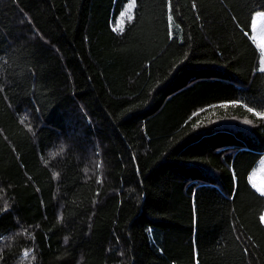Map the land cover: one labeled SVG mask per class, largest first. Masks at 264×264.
Masks as SVG:
<instances>
[{
    "label": "trees",
    "instance_id": "1",
    "mask_svg": "<svg viewBox=\"0 0 264 264\" xmlns=\"http://www.w3.org/2000/svg\"><path fill=\"white\" fill-rule=\"evenodd\" d=\"M129 2L0 0V264H264V0Z\"/></svg>",
    "mask_w": 264,
    "mask_h": 264
},
{
    "label": "clouds",
    "instance_id": "2",
    "mask_svg": "<svg viewBox=\"0 0 264 264\" xmlns=\"http://www.w3.org/2000/svg\"><path fill=\"white\" fill-rule=\"evenodd\" d=\"M261 48L264 49V40L261 42ZM262 62H264V55H262ZM264 68V66H262ZM30 117L25 113L21 117V124H24L28 131L32 132L33 129L31 127H28V124L30 122ZM67 151V145L61 144L60 147L55 149H50L47 157H42V159L45 161V166H47V163H49L51 160L56 159L57 157H60L62 154H64ZM103 160L97 159L94 162V167L90 168L87 165L84 166L81 171L84 174L85 181L92 179L93 175H96L98 172L102 171L103 169ZM91 173V175H90ZM59 172H56L53 174L54 179H59ZM256 176L255 182L253 181V176ZM249 182L252 184L253 187L258 188V190L261 191V194L264 195V165H258L257 167L253 168V170L249 173ZM11 187V186H9ZM127 193L130 198L134 199V202L139 206L143 200H144V194L137 192L135 186H129L127 189ZM12 207V199L8 197V189L4 187H0V214L6 213L10 208ZM57 224H62L64 222V216L63 214H58ZM17 235L30 237L31 234L27 231V229H21ZM70 236L65 235L63 237L65 244L70 240ZM16 236H9V237H3L0 236V254H3L5 247H11L12 243L15 241ZM7 243H4V242ZM121 257L124 256V252L120 251L118 253ZM83 258L77 262V264H82ZM37 262V255H36V249L33 248H24L21 251V254L19 258L16 260L15 264H36Z\"/></svg>",
    "mask_w": 264,
    "mask_h": 264
},
{
    "label": "rangeland",
    "instance_id": "3",
    "mask_svg": "<svg viewBox=\"0 0 264 264\" xmlns=\"http://www.w3.org/2000/svg\"><path fill=\"white\" fill-rule=\"evenodd\" d=\"M260 13H264V12H260ZM253 30H254V39L258 45V48L260 47L261 49V56L264 55V50H262L261 48V42L262 40H264V16H262L261 18H257L256 14L253 20ZM261 65L264 66V62H262L261 59ZM258 165H264V156L263 159H261L260 162L257 163V165L255 167H257ZM258 190V188H256ZM260 192V190H258ZM263 220H264V215H263Z\"/></svg>",
    "mask_w": 264,
    "mask_h": 264
},
{
    "label": "snow or ice",
    "instance_id": "4",
    "mask_svg": "<svg viewBox=\"0 0 264 264\" xmlns=\"http://www.w3.org/2000/svg\"><path fill=\"white\" fill-rule=\"evenodd\" d=\"M136 2H137V0H130V2L128 3L127 7H126L125 10H124L123 15L127 18L128 21H132V20L135 19L134 10H135V8H136ZM256 16H257V18L259 19V18H261L262 16H264V13L257 12V13H256ZM168 19H169V21H171V20H172V17L169 16ZM262 50H264V49H262ZM260 71H261V72H264V68L261 67V68H260ZM221 107H227V105H222ZM249 111H250V112H254V114H255L256 116L264 117V113H261V112H255L254 109L249 108ZM247 123L250 124L251 121H247ZM255 180H256V176L254 175V176H253V181L255 182Z\"/></svg>",
    "mask_w": 264,
    "mask_h": 264
},
{
    "label": "crops",
    "instance_id": "5",
    "mask_svg": "<svg viewBox=\"0 0 264 264\" xmlns=\"http://www.w3.org/2000/svg\"><path fill=\"white\" fill-rule=\"evenodd\" d=\"M253 33H254V30H253V26H252V36L254 35ZM253 39H254V37H253ZM254 40H255V39H254ZM255 42H256V41H255ZM256 44H257V43H256ZM257 46H258V45H257ZM259 48H260V47H259ZM260 50H261V49H260ZM261 159H263V157H262ZM261 159H260V161H261ZM260 161H259V162H260ZM260 192H261V191H260Z\"/></svg>",
    "mask_w": 264,
    "mask_h": 264
}]
</instances>
